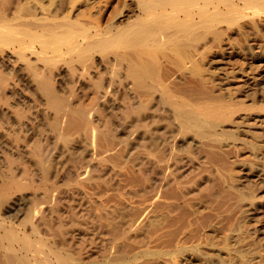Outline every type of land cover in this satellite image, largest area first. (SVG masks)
<instances>
[{"label":"bare ground","instance_id":"obj_1","mask_svg":"<svg viewBox=\"0 0 264 264\" xmlns=\"http://www.w3.org/2000/svg\"><path fill=\"white\" fill-rule=\"evenodd\" d=\"M75 2L0 0V264H162L196 237L178 207L205 187V126L225 112L168 47L218 26L223 2L264 0H118L103 24Z\"/></svg>","mask_w":264,"mask_h":264},{"label":"rangeland","instance_id":"obj_2","mask_svg":"<svg viewBox=\"0 0 264 264\" xmlns=\"http://www.w3.org/2000/svg\"><path fill=\"white\" fill-rule=\"evenodd\" d=\"M117 1L76 0L71 13L80 9L73 18L103 24ZM42 2L52 11L62 5V0ZM97 6H106L107 13L100 16ZM219 7L218 26L211 24L202 37L198 29L190 42L167 50L180 60L170 71L201 81L210 106L225 112L205 126L203 141L215 155L202 163L211 167L205 187L178 207L181 216L195 218L196 237L162 255V264H264V8L254 14L224 2ZM68 9L66 2L63 11ZM153 213L151 223L163 225L166 218Z\"/></svg>","mask_w":264,"mask_h":264}]
</instances>
